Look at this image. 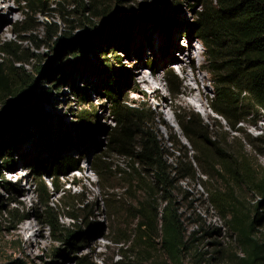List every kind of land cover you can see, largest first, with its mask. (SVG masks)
I'll return each mask as SVG.
<instances>
[{"label": "rangeland", "instance_id": "1", "mask_svg": "<svg viewBox=\"0 0 264 264\" xmlns=\"http://www.w3.org/2000/svg\"><path fill=\"white\" fill-rule=\"evenodd\" d=\"M170 1L168 10H163V0H132L118 5L104 1L100 8L93 9L92 15L78 17L69 24L66 16L62 18L54 11V6L46 17L26 15L19 0H0V70L16 85L24 87L14 95L0 93V115L8 114L9 118L2 135L5 137L12 131L20 114L26 112L31 119L21 127L18 142L9 147V157L6 152L0 155V264H77L80 258L90 264H128L134 260L127 242L131 241L137 224L133 208L149 200L158 189L153 187L152 191L145 192L133 187L138 175L136 170L141 167L132 169L125 157L109 147L114 127L111 79L118 82L115 98L119 105L143 112L145 130L158 143L161 162L174 167L176 159L185 156V162L193 169V177L170 175L172 185L163 196L170 198L183 220L193 248L186 264L240 263L242 254L238 245L207 201L208 189L223 192L229 186L213 170L203 174L202 164L195 159V152L187 145L175 120L186 117L195 121L196 127H207L206 135L213 137L211 141L234 157L248 160L261 173L264 171V112L249 109L244 122L234 125L236 133L213 114L208 106L214 97L215 77L206 72L209 58L194 28L203 5L194 1ZM110 8H115L119 18H131L146 9H155L159 14L152 21L143 16L135 18L127 27L124 49H116L117 42H102L108 32L117 29L114 22L109 24L110 18L99 16ZM70 10L65 8L64 14ZM24 20H29L30 30L19 33V24ZM86 21L102 34L98 36L99 48L91 47L86 55L78 54V59H73L67 50L54 49L51 26L55 25L53 30L63 33L79 28L77 33H80L83 30L80 24ZM6 44L13 46L14 55L1 51ZM80 50L79 45L75 46L74 52L80 53ZM180 62L185 65L184 73L180 71ZM40 67L42 72L38 73ZM170 71L181 84L178 93L169 92L167 73ZM142 76L158 88L156 98L140 84ZM188 88L197 95V102L186 108L178 103L186 99L184 91ZM77 89L83 90L85 97L77 96ZM44 94L47 102L37 104ZM164 102L167 107L158 114L156 109ZM10 112H13L11 116ZM80 122L88 128L92 126V132L83 133L78 126ZM7 140L8 137L4 139ZM60 156L75 158L79 171L60 178L56 190L47 177L34 174L31 163ZM98 161L105 163L107 169L101 180L92 172ZM7 166L11 170H6ZM122 171L126 173L123 177L117 175ZM144 176L152 183L151 176L146 173ZM41 183L47 188L42 199ZM234 190L244 199V206L254 211L259 196L246 187ZM70 193L84 204V210L75 213L78 221L74 222L65 218V205H75L65 198ZM163 202L159 199L153 205L163 206ZM48 210H53L57 230L79 232L80 238L75 244L46 225ZM262 211L257 209V213ZM8 212L22 219L9 222ZM256 228L258 233H264V224ZM146 256L150 259L143 264H169L156 249Z\"/></svg>", "mask_w": 264, "mask_h": 264}, {"label": "trees", "instance_id": "2", "mask_svg": "<svg viewBox=\"0 0 264 264\" xmlns=\"http://www.w3.org/2000/svg\"><path fill=\"white\" fill-rule=\"evenodd\" d=\"M104 1L105 3L110 1V4L112 1V4L115 5L132 2V0H19V3L24 6L26 15L35 14L45 17L50 7L54 6V11L62 18L66 16L67 22L71 24L78 17L92 15L93 9L100 8ZM163 1L165 2L163 10H168L172 1ZM185 1L199 2L203 5L197 14L194 28L199 34L198 40L209 58L210 66L206 72L215 77L214 97L208 107L216 117L226 124L228 129L236 133L234 125L244 122L249 109L264 112V0ZM65 8L71 10L64 14ZM118 14L115 8H110L107 13L99 15L110 18L109 24L114 22L115 28L117 27V29L108 32L109 34L107 33L102 38V42L115 41L117 42L116 49H124L127 27L131 25V22L142 16L152 21L159 13L155 9H146L131 18L127 16L119 18ZM19 25L21 27L19 33H26L31 27L29 20H24ZM80 25H82L80 28L83 29L80 33H77L79 28H70L68 33H63L53 30L55 25L51 26L50 30L53 31L55 39L54 49L67 50L73 54V59H78V54L86 55L91 47L99 48L100 37L98 38V36L102 35L101 32L97 31L95 25L89 21ZM120 27L121 33H119ZM77 45L81 47L80 53L74 52ZM13 50L11 44H6L1 48V51L8 56L15 54ZM41 72L42 67L38 69V73ZM108 72L112 74L111 71ZM12 80L8 74H2L0 70L1 95H14L19 89L24 88L21 84L16 85ZM111 82L113 83L110 91L113 94L114 127L110 132L109 147L112 152L125 157L131 168L133 166L141 167V170L135 169L138 171V175L133 180L135 182L133 187L136 186L145 192L152 191L153 187L158 189L148 198L149 200L139 202L133 208L137 224L133 235H131V241L127 240V242H130L128 252L131 253L134 260H129L128 264H143L148 261L150 257L146 255L152 249L162 253L165 261L169 264H186V259L188 255L190 256L193 248L189 245L190 240L186 235L183 220L174 210L170 198L163 196L165 190L172 185L170 175H180L181 178L193 177V169L185 162V156L178 157L174 167L166 166L161 162L160 147L150 133L145 130L143 112L135 107L120 106L115 98L118 82L113 79ZM167 82L170 93L180 91L181 84L172 71L167 73ZM77 92V96L85 97L83 90L77 89ZM43 102H47L45 94L39 97L37 104ZM29 120L31 119L26 115V112L22 113L16 119L12 131L5 137V134L2 135L5 130L0 134V155L3 152L8 153L9 147L18 142L21 127ZM1 121L2 116L0 115ZM175 125L187 145L195 152V159L202 164L203 174H209V171L213 170L218 176L225 179L229 186L223 192L218 189H208L207 201L216 210L238 245L242 254L239 264H264V233H258L256 228L264 224V171L258 173L248 160L234 157L231 153L223 150L220 144L211 141L210 138L213 137L206 135L207 127L200 125L196 127L195 121L186 117L176 119ZM78 126L83 133L92 132V126L88 128L81 122ZM6 137L8 140L4 141ZM262 145L264 146V142ZM6 156L9 157V153ZM10 168L7 166L6 170H11ZM31 169L40 178L47 177L50 185L57 190L58 180L70 173L78 172L79 164L71 156H60L49 161L36 159L31 163ZM92 172L101 180L105 172L107 173L105 163L96 162ZM145 173L151 176L152 183L146 180ZM125 174L123 171L117 173L122 177ZM4 182L6 183V181ZM235 187L249 188L259 196V200L253 206L254 211L244 206V199L237 195ZM46 192L45 184L41 183V199L44 198ZM65 198L70 202H75V205H65L64 209L67 210L65 218L73 222L78 221L75 213L84 210L83 202L77 200V196L71 193L67 194ZM159 199L164 200L163 206L155 207L153 204ZM258 208L263 211L257 213ZM7 214L9 222L16 223L22 219L14 212ZM45 223L52 231L56 230L62 234L67 242L72 241V245L80 238L79 232L74 233L68 229L57 230V220L53 210L45 212ZM122 255L126 257V254ZM77 264L90 263L86 262L84 258H80Z\"/></svg>", "mask_w": 264, "mask_h": 264}, {"label": "bare ground", "instance_id": "3", "mask_svg": "<svg viewBox=\"0 0 264 264\" xmlns=\"http://www.w3.org/2000/svg\"><path fill=\"white\" fill-rule=\"evenodd\" d=\"M190 58V57H189ZM189 58H188V60H189ZM184 63H186V61H184V59L182 60ZM180 63H182V62H180ZM180 71L181 72H185V65H183V63H182V65H181V67H180ZM138 75H139V73H138ZM140 84L141 85H143V86H145V87H147L149 90H150V93L152 94V97L153 98H156V96L158 95L157 94V90H158V88L157 87H155L153 84H151L149 81H148V78L146 77V76H142V77H140ZM195 81L198 83V85H199V80H197V79H195ZM197 92L201 95V92L199 91V90H197ZM184 97H186V99H181L180 101H179V105H181V106H183V107H186V108H189L191 105H193L194 103H196L197 102V95H194V93L192 92V90L191 89H186L185 91H184ZM167 107V104L164 102V103H162V105H160L159 106V108L158 109H156V111H157V113L158 114H160V113H162L161 112V109H164V108H166ZM31 229H32V227H31ZM30 230V229H29ZM26 231V230H25ZM30 240V239H29Z\"/></svg>", "mask_w": 264, "mask_h": 264}, {"label": "water", "instance_id": "4", "mask_svg": "<svg viewBox=\"0 0 264 264\" xmlns=\"http://www.w3.org/2000/svg\"><path fill=\"white\" fill-rule=\"evenodd\" d=\"M112 23V22H111ZM110 23V24H111ZM103 30V29H101ZM13 112H10L9 115L11 116ZM8 115V114H7ZM6 116L2 117V121L0 122V131L2 132V130L5 128V126L7 125V122L9 121V118ZM11 118V117H10ZM0 132V133H1Z\"/></svg>", "mask_w": 264, "mask_h": 264}]
</instances>
